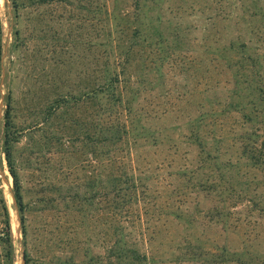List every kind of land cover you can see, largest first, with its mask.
<instances>
[{
	"label": "trees",
	"instance_id": "obj_1",
	"mask_svg": "<svg viewBox=\"0 0 264 264\" xmlns=\"http://www.w3.org/2000/svg\"><path fill=\"white\" fill-rule=\"evenodd\" d=\"M75 3L87 11L85 18L104 13L106 23L100 40L89 43L88 68L80 81L61 71L48 86L36 83L37 89H27L22 97V181L11 95L3 117L0 155L22 215L26 264H264V252L252 245L206 249L200 238L195 243L185 238L169 255L153 249L155 241L163 245L162 236L177 228L175 222L185 220L196 228L200 204L196 213L185 206L193 195L199 201L202 192L215 202L205 215L224 230L233 229L229 219L242 203L250 205L245 221L255 217L254 230L258 218H264V0H7L16 25L9 51L25 42L23 27L17 25L27 10ZM185 16L206 22L191 26ZM55 25L40 26L39 36L45 33L40 37L47 46L62 42V53L67 52V36ZM194 30L200 36H191ZM4 40L0 8V77ZM187 43L198 45L201 53L188 56ZM194 64L203 76L200 88L166 90L168 69L180 73ZM169 118L175 122L165 125ZM27 167L36 178L31 203L25 200ZM56 171L58 182L52 179ZM32 207L46 218L43 234L32 238L33 253L25 223ZM94 210L102 213L105 241L114 238V243L102 254L83 245L77 254H68L72 243L89 238L77 232L70 237L69 222L61 226L62 217L80 215L83 227ZM49 217L66 230L50 231ZM241 222L235 230L246 228L247 223L238 228ZM138 229L144 230L146 248L132 240L130 230ZM54 243L64 255L53 252ZM15 257L11 213L1 186L0 259L15 264Z\"/></svg>",
	"mask_w": 264,
	"mask_h": 264
},
{
	"label": "rangeland",
	"instance_id": "obj_2",
	"mask_svg": "<svg viewBox=\"0 0 264 264\" xmlns=\"http://www.w3.org/2000/svg\"><path fill=\"white\" fill-rule=\"evenodd\" d=\"M6 2L7 0H0L1 15L5 31L4 41L6 42V50L2 56V75L0 77V136L2 135L3 130V117L7 108L8 95H11L15 100L17 106V121L20 139L15 145V155L22 181V103H24L22 97L24 96L27 89H37L36 83L38 84V86H48L49 80H51V78L53 79L55 74L61 71H67L71 79L80 81L78 76L80 75L84 77L85 72L88 68L86 56L90 52L89 43L91 40H94L95 42H98L100 40L99 34L103 32V25H105L106 23V16L104 13H98V16L93 20H91L90 18H85L87 17V11L79 9L76 6L77 3H75V5L55 4L53 6L38 7L34 10L29 9L24 14L23 23L21 18V22L17 25V28H20L21 30L23 27V30L25 32L24 34L26 36L25 42L22 45L21 41L20 47L10 52L8 47H10V45L15 41L14 33L16 31V25L14 24L13 17L8 13ZM97 4H100L99 1L97 2ZM27 17H31L34 20L31 21ZM58 18L62 23L56 20ZM48 21L56 24L55 28H57L61 32V35L62 33L66 34L68 40L65 43L67 44L65 48L69 53H62L63 47H61L60 45L63 44L62 42L57 43L56 41H52L54 44H57V46H47V40L40 37L45 33H42V35L39 36V34L41 33L39 31V27H45ZM184 21L186 23H191V26H195V24H197L196 26H198V24H203V22H206L205 20L199 21V19H196L194 16H185ZM92 24H95V26H93ZM71 29L75 31L73 32L72 36L69 35ZM37 30L39 31V33L37 32ZM94 30H96V32ZM33 32H35V35H33ZM191 36L198 37L200 36V34L195 31ZM183 46L184 48L192 50L193 54L190 53L189 50L187 52L188 56H191V58L196 54L198 55L201 53V50L197 48L198 45L187 43ZM54 47L56 48L55 51ZM180 53L182 55L184 51H181ZM62 58L67 60L66 64L61 63ZM56 60H58V63L60 64L56 63ZM58 66L59 68H56ZM189 67L192 68L183 71L180 70V73L176 69L173 70L167 68V91L171 90L175 94L180 90H184L186 92L191 88L197 89L201 87V85L199 86V84L203 79V76L200 74V72H198V65H189ZM39 79H41V81H38ZM174 122L175 121L173 119L169 118L165 121V125H171ZM174 135L175 137H177V132H175ZM0 157L2 162L4 163L5 174L10 180V184H6L0 177L2 183L1 186L4 190V196L7 200L11 213L14 246L16 250L15 264H22V246H24L26 255V243L23 226L24 224L22 221V215L19 210L15 208V203L12 198L10 189L13 188V178L9 173L7 161L4 157V154L0 155ZM75 161L77 162V159H75ZM32 172L33 171L31 167H27V169L23 171V181L25 189L27 190L25 200L29 203L32 202L31 191L34 188L36 180ZM57 176L58 175L56 171L52 175L53 181H59V178ZM197 203L198 205L200 204L199 208L202 212L198 213L199 217L197 218L199 219V224L196 226V228H193V230H191L192 228L190 229L185 220H183L180 224L175 222L177 228L173 227L171 230H169L168 235L166 234L162 236L161 240L163 242V245H160L158 240L155 241L153 249L154 247H160L161 249L166 250L165 252H168L169 255L173 250H176L175 248L179 246L178 244L183 245L182 240H184L185 238H188V240H193L192 243H195L196 239L200 238L203 247L206 249H215L217 246H222L224 244H229L233 247H244L246 245H252L251 249L253 248L254 250H258L259 252H264V218H258L260 220V225L254 230V227L257 225L253 221L255 217H252V219L248 217V220H252L251 223H247L245 221L247 215L250 213V205L242 203L239 204L236 209H233L234 213L231 216V219H229V226L231 223H233V229L224 230L222 224L213 225V222L209 220L208 215H205V211L215 204V202H213V199H211V197L208 198L206 196V193L202 192L199 197V201L198 197L193 195L191 196L189 202L185 207L192 213H196L195 210L197 211ZM33 208L34 207H32L31 211L26 213L28 219L27 222H25L29 229L28 247L30 248L31 253L34 252L32 246V238L35 235H38V233L43 234L45 230H41V226L45 222L44 219H46L41 218V212ZM80 218V215L75 214H71L67 217H62V221L60 223L61 226H64L67 222H69L68 226L70 227V237L75 238V232H77L79 233V238H84L86 240L87 238H89V241L84 244H79L78 241L72 243L68 248L70 250L68 254H71L72 250H74L73 252L77 254L76 250H78V248L82 245L85 247H90L94 252L93 254L104 253L107 244L114 243V238L111 242L108 243L104 239L105 230H102V213L96 210L90 212L88 218L85 219L86 225L83 227L81 226L82 219ZM65 219L68 221L63 223ZM47 220L51 221V223L53 222L51 226L49 225L51 229L50 231L57 232L58 234L59 230H63V232L64 230H66V228L64 227H59L57 225V222L54 223L52 217L47 218ZM240 220H243V222L240 223V227L238 228L240 229L242 225H246L247 223L246 228L242 230H235L234 226L237 225L236 222H240ZM139 229L130 230L132 240L144 245L146 248L147 242L142 233L144 232V230ZM248 238H250V240H248ZM57 241L59 242V239H56V242ZM54 244L52 245L53 252H56L57 256L62 254L64 255V252L60 249L62 248L59 245L61 243L59 242V244ZM0 264H4V261L1 259Z\"/></svg>",
	"mask_w": 264,
	"mask_h": 264
},
{
	"label": "water",
	"instance_id": "obj_3",
	"mask_svg": "<svg viewBox=\"0 0 264 264\" xmlns=\"http://www.w3.org/2000/svg\"><path fill=\"white\" fill-rule=\"evenodd\" d=\"M0 177L3 179V181L6 184L7 183L10 184V180H9L8 176L5 174L4 163L2 162L1 157H0ZM10 190H11L13 201L16 204V198H15L14 193H13V188H11ZM22 264H26V255H25L24 246H22Z\"/></svg>",
	"mask_w": 264,
	"mask_h": 264
}]
</instances>
